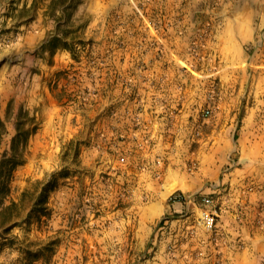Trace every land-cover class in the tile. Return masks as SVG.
<instances>
[{
  "label": "rangeland",
  "instance_id": "374dc122",
  "mask_svg": "<svg viewBox=\"0 0 264 264\" xmlns=\"http://www.w3.org/2000/svg\"><path fill=\"white\" fill-rule=\"evenodd\" d=\"M242 3L0 0V163L38 127L0 264H264V27L223 29Z\"/></svg>",
  "mask_w": 264,
  "mask_h": 264
},
{
  "label": "trees",
  "instance_id": "16d2710c",
  "mask_svg": "<svg viewBox=\"0 0 264 264\" xmlns=\"http://www.w3.org/2000/svg\"><path fill=\"white\" fill-rule=\"evenodd\" d=\"M57 3H54L52 6V10L56 11V5ZM61 4L65 5L66 2H61ZM59 6V5H58ZM67 45V43H65ZM0 124H3V122L0 119ZM26 121H20L17 124V134L13 139V146H12V155L10 157H7V153L5 154L4 159L0 163V180H1V191H4L6 194L10 192V183L14 176V172L16 169L23 164V158H24V149L27 147L28 139L30 135H33L37 132L38 127H34L33 129H26L25 127ZM67 173H62L59 176L57 174H53V176L48 179L45 182H40L39 185L36 184L35 191L38 192L37 197L35 198L32 211L27 214V216L23 219V223H27L31 225L33 221L38 222L41 226L46 223L47 219L46 217L49 216V209H48V199L50 193L57 187L59 184L58 180L61 176L67 177ZM32 189H27L24 192V197L30 192ZM16 203H13L12 206H9L11 208L15 207ZM14 226H17L15 224ZM12 227L5 228V231L3 234L0 235L1 240L0 241V250H3L7 247L14 248L16 246L15 241H12L11 239H8L6 235L10 232ZM33 253H29L31 255Z\"/></svg>",
  "mask_w": 264,
  "mask_h": 264
},
{
  "label": "crops",
  "instance_id": "0c3cea01",
  "mask_svg": "<svg viewBox=\"0 0 264 264\" xmlns=\"http://www.w3.org/2000/svg\"><path fill=\"white\" fill-rule=\"evenodd\" d=\"M241 6L242 10H245L246 13L241 16L233 17L231 15L225 14L223 17L224 27L226 31L229 28L233 27L234 30H239L242 28L244 31L249 32V37H252L253 34L259 32L264 27V0H255V3L252 5L249 4V0H243ZM253 9L250 10L249 7ZM231 23H234V26H231Z\"/></svg>",
  "mask_w": 264,
  "mask_h": 264
},
{
  "label": "built area",
  "instance_id": "2783aa9c",
  "mask_svg": "<svg viewBox=\"0 0 264 264\" xmlns=\"http://www.w3.org/2000/svg\"><path fill=\"white\" fill-rule=\"evenodd\" d=\"M204 220L210 227L215 225V216L209 211H204Z\"/></svg>",
  "mask_w": 264,
  "mask_h": 264
}]
</instances>
